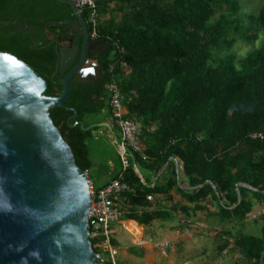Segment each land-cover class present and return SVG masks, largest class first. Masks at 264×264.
Segmentation results:
<instances>
[{"label": "trees", "instance_id": "1", "mask_svg": "<svg viewBox=\"0 0 264 264\" xmlns=\"http://www.w3.org/2000/svg\"><path fill=\"white\" fill-rule=\"evenodd\" d=\"M251 1L99 0V38L112 43L100 60L102 79L73 83L66 102L83 127L75 124L73 110L53 107L49 114L79 170L89 172L87 141L94 126L86 119L110 112L108 86L115 79L127 117L142 124L136 166L157 177L149 186L151 180L130 166L104 183L123 174L130 186L122 199L125 217L149 225L174 213L210 211L215 204L212 215L221 222V234L232 239H220L218 251L231 247L247 264H264V213L259 234L247 232L245 223L256 203L264 210V139L250 137L264 131V0L247 9ZM11 6L30 27L59 22L67 11L54 0H0V19H8ZM82 14L87 20V10ZM240 42L251 48L237 55ZM0 51L44 78L45 95L60 93L62 75L51 79L57 62L53 45L36 46L29 34L14 30L0 37ZM171 191L186 203L150 212L147 197ZM237 226L242 230L235 231Z\"/></svg>", "mask_w": 264, "mask_h": 264}, {"label": "water", "instance_id": "2", "mask_svg": "<svg viewBox=\"0 0 264 264\" xmlns=\"http://www.w3.org/2000/svg\"><path fill=\"white\" fill-rule=\"evenodd\" d=\"M66 4L82 29L78 63L60 79L56 96L45 95L46 80L16 56L0 51V264H95L87 227L90 194L86 176L49 109L66 105L72 82L101 80L98 62L112 43L88 40L82 11ZM15 23V22H13ZM28 31L26 23H18ZM58 46H55L57 51ZM60 68L59 62L51 79Z\"/></svg>", "mask_w": 264, "mask_h": 264}, {"label": "crops", "instance_id": "3", "mask_svg": "<svg viewBox=\"0 0 264 264\" xmlns=\"http://www.w3.org/2000/svg\"><path fill=\"white\" fill-rule=\"evenodd\" d=\"M103 125L107 128L112 127L110 120H105ZM156 179L157 177L152 175L148 185L153 186ZM109 180L110 178L103 181L100 186ZM150 200L152 202L150 212H154L158 206H166L169 209L172 207V203L178 201L186 203L175 191H171L170 196L153 194ZM208 207L210 211L205 210L191 216L174 213L167 219H155L149 225L127 219L124 215L122 221L113 224L111 228L112 232H115V237L112 239L118 255H116V264H163L164 261L168 264H230L225 261L227 257L232 260L231 255H233L232 264H247L231 247L226 249L230 250L227 255L223 254V251H218V248L222 247L223 240L220 239H228L230 242L232 239L222 236L218 216L212 215L214 211L216 212L217 206L209 204ZM263 213V208L256 203L248 220L255 223L257 220H261ZM209 217H211L210 220ZM119 230L122 234L117 237L116 234L119 233ZM212 236L219 239L218 244H215L216 251L220 252L216 259L209 257L207 249L205 250L204 247L210 242ZM136 241L141 245L135 243ZM164 241L169 242L165 251L154 245L155 242Z\"/></svg>", "mask_w": 264, "mask_h": 264}, {"label": "built area", "instance_id": "4", "mask_svg": "<svg viewBox=\"0 0 264 264\" xmlns=\"http://www.w3.org/2000/svg\"><path fill=\"white\" fill-rule=\"evenodd\" d=\"M74 1L80 11L87 10V23L90 28V37L92 39H98L100 17L97 4L99 0ZM113 67L114 65L110 66L111 71ZM108 88L110 113L114 125L119 127L121 131V141L118 144V150L123 166L122 171L133 166L138 173L134 155L136 152L143 150L141 121L127 117V110L123 103L119 84L115 79H112ZM250 137L253 140H263L264 131L253 132L250 134ZM143 159H146V157L144 156ZM83 174L87 178L90 194L87 227L89 231V240L91 239L94 241V247L97 250L94 251L96 259L95 264H104L107 260H110L112 264H116L117 249L111 242V225L122 221L125 213L122 204L123 193L130 190V186L123 179V174H120L119 177L99 187L94 185L87 170L83 172ZM147 198L150 200L152 196L150 195ZM135 243L141 245L140 242L136 241ZM154 245L162 251H165L169 246V242H155Z\"/></svg>", "mask_w": 264, "mask_h": 264}, {"label": "rangeland", "instance_id": "5", "mask_svg": "<svg viewBox=\"0 0 264 264\" xmlns=\"http://www.w3.org/2000/svg\"><path fill=\"white\" fill-rule=\"evenodd\" d=\"M259 1L254 0L251 1L247 5V9H250L249 7L255 6L256 3ZM251 5V6H250ZM251 48L249 44L246 42H240V44L234 49L235 53L237 55H241L246 50ZM105 120H110L112 123L111 128H107L103 125V122ZM86 122L90 123V126H94L92 130V136L90 139H88V147L90 149V157L92 160V168L89 171L90 178L95 182V186H100L103 181L107 180L108 178L113 177L117 173L121 172L123 169L122 161L120 157V153L118 150V144L121 141V131L119 127L113 124V118L111 116V113L107 110H104L97 115H92L87 117ZM117 140V142H116ZM138 173L142 176L144 179H152V173L150 171H147L146 169L142 168L141 166L137 167ZM211 217H209V220ZM219 220V219H218ZM219 220V224H220ZM225 223V222H224ZM246 230L249 233L252 234H259L260 228L262 225L261 220H257L255 223H251L248 219L246 220ZM113 225V224H112ZM111 225V228H112ZM228 224H223V226H227ZM237 229H241V226H237L235 228V231H238ZM234 231V232H235ZM122 234L121 230H119V233L116 234L117 237H119ZM112 237H115V232H111ZM209 237V236H208ZM219 239L212 236L210 242L206 244L205 250L207 249V254L211 258H215L218 256L220 252L216 251L215 244H218ZM230 250H225L222 253L226 254L229 253ZM118 256V255H117ZM233 260V255H231ZM231 258L227 257L226 261L228 263H231ZM201 262V261H199ZM163 264H168L166 261L163 262Z\"/></svg>", "mask_w": 264, "mask_h": 264}, {"label": "flooded vegetation", "instance_id": "6", "mask_svg": "<svg viewBox=\"0 0 264 264\" xmlns=\"http://www.w3.org/2000/svg\"><path fill=\"white\" fill-rule=\"evenodd\" d=\"M56 1V0H54ZM58 2V1H56ZM59 3V2H58ZM66 6V13L63 20L59 22H46L41 27H30L28 31H21L18 28V23H26L23 19L22 11L19 8L11 6L9 9L8 19H0V37L10 33V31L17 30L19 32H25L29 34V38L33 41L34 45L38 46L41 44L53 45L57 55V62L60 64V68L56 74L60 73L62 76L60 79L71 70L79 61L81 55V44L83 39L82 29L78 25V21L66 4L59 3ZM57 12V11H56ZM73 15V16H70ZM86 24L90 33L89 24ZM15 22V23H13ZM59 24L61 28L58 31L51 30L52 26ZM100 39V38H98ZM98 39H92L89 34L88 40L96 41ZM58 46L57 51L55 46ZM111 48H107L104 54L94 53L91 56H87L86 61L98 62L99 73L102 72V66L100 63L101 58L107 55ZM56 62V64H57ZM56 68V67H55ZM55 74V75H56ZM76 83V82H72Z\"/></svg>", "mask_w": 264, "mask_h": 264}]
</instances>
